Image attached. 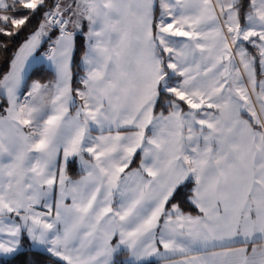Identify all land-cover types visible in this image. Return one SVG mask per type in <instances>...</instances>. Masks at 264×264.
<instances>
[{
    "label": "snow or ice",
    "instance_id": "obj_1",
    "mask_svg": "<svg viewBox=\"0 0 264 264\" xmlns=\"http://www.w3.org/2000/svg\"><path fill=\"white\" fill-rule=\"evenodd\" d=\"M13 48L0 264H264V0H0Z\"/></svg>",
    "mask_w": 264,
    "mask_h": 264
},
{
    "label": "trees",
    "instance_id": "obj_2",
    "mask_svg": "<svg viewBox=\"0 0 264 264\" xmlns=\"http://www.w3.org/2000/svg\"><path fill=\"white\" fill-rule=\"evenodd\" d=\"M24 36L22 35L19 40L17 41V44L19 43V41L23 40ZM82 41H78L77 42V51L75 53V56H74V75H79L82 73V69L79 68V60H80V57L82 55ZM15 48L11 49V51H9L7 54L5 53H0V73L4 72V71H7V65L3 63V60L5 57H8L10 58L11 57V52L14 51ZM47 78V77H46ZM139 163V160L137 159L136 162L132 165V167H135L137 166ZM71 176H73V178H78L79 176V168L78 166L69 173ZM185 211H188V212H192L193 214H196L195 210L193 208H191L190 206H186L185 207Z\"/></svg>",
    "mask_w": 264,
    "mask_h": 264
},
{
    "label": "rangeland",
    "instance_id": "obj_3",
    "mask_svg": "<svg viewBox=\"0 0 264 264\" xmlns=\"http://www.w3.org/2000/svg\"><path fill=\"white\" fill-rule=\"evenodd\" d=\"M47 45H45V47H46ZM43 50V49H42ZM80 75V74H79Z\"/></svg>",
    "mask_w": 264,
    "mask_h": 264
},
{
    "label": "crops",
    "instance_id": "obj_4",
    "mask_svg": "<svg viewBox=\"0 0 264 264\" xmlns=\"http://www.w3.org/2000/svg\"><path fill=\"white\" fill-rule=\"evenodd\" d=\"M82 74V73H81Z\"/></svg>",
    "mask_w": 264,
    "mask_h": 264
}]
</instances>
